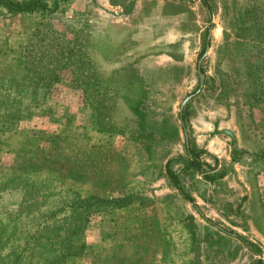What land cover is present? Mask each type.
Masks as SVG:
<instances>
[{
    "label": "rangeland",
    "instance_id": "1",
    "mask_svg": "<svg viewBox=\"0 0 264 264\" xmlns=\"http://www.w3.org/2000/svg\"><path fill=\"white\" fill-rule=\"evenodd\" d=\"M45 1L47 13L0 18V181L21 178L46 193L80 196L142 193L149 202L93 216L72 241L82 253L60 264H264V172L250 155L264 144V117L255 109L247 118L236 98L245 89L238 79L245 73L242 55L226 49L233 38L230 20L238 15L234 9L240 12L252 1L263 6L264 0H205L209 9L202 0ZM45 33L68 42L84 33L91 41L105 39L81 59L99 73L124 78L139 70L149 88L146 128L163 125L167 137L154 134L147 155L127 134L95 129L69 71L33 109L32 82L15 60L32 34ZM199 59L203 83L192 95ZM190 95L182 107V131L179 105ZM188 141L208 167L202 175L185 171L179 161L171 167L192 202L170 187L164 171L167 159L184 155ZM4 199L11 214L20 212L19 196ZM41 261L38 254L30 264Z\"/></svg>",
    "mask_w": 264,
    "mask_h": 264
},
{
    "label": "trees",
    "instance_id": "2",
    "mask_svg": "<svg viewBox=\"0 0 264 264\" xmlns=\"http://www.w3.org/2000/svg\"><path fill=\"white\" fill-rule=\"evenodd\" d=\"M202 3L208 8L205 0ZM47 11L49 8L45 0H0V18ZM234 12L238 15L230 20L233 38L231 43L226 44V49L229 47L238 56L242 55L240 65L245 71L238 78L239 83H244L245 89L236 98H240L242 106L246 108L247 118H252L255 109L264 117V5L252 1L244 10L239 12L235 8ZM107 30L109 36L110 26ZM49 34L45 33L46 36L39 38L32 34L27 46L19 49L15 60L23 74L32 82V108H38L45 91L57 84L63 73L69 71L83 94L94 128L110 134H127L149 155L151 142L155 140L154 134L162 138L167 136L163 125L158 126V130L151 128L148 131L146 128L143 108L148 106L149 88L140 82V71H134L133 76L127 78L114 72L99 73L92 62L81 57L86 55L83 51L92 45L98 49L100 43H105V39L101 42L97 39L91 41L84 33L75 34L68 42L63 35L50 37ZM116 49L117 47L115 51ZM111 50L113 46L110 43L106 49L108 56ZM233 73L239 75L238 68ZM218 81L223 86L224 79L218 78ZM228 86L229 78L226 77V89ZM206 89H210L209 85ZM24 117L25 115L19 116L18 120ZM11 118L12 116L8 117V123L13 121ZM179 121L184 131L185 109L180 113ZM170 132L176 134V131ZM182 147L183 156L178 155L165 161V178L185 201L192 202L183 191L179 176L172 170L171 163L179 161L185 171L201 175L202 167L208 165L200 158L202 152L193 142L183 143ZM250 155L256 169L264 172V144ZM203 179L212 181L214 178L203 175ZM8 195L21 198L23 207L19 208L20 212L17 214H11L6 208L7 199L4 198ZM148 203L147 197L142 193L106 197L80 196L70 191L46 193L35 182L7 178L0 181V222L4 225L0 228V264H30L38 254L42 259L40 264H60L64 257H76L82 253L83 248L72 245V241L86 229L93 216L128 207L140 208ZM164 205L172 215L169 204ZM244 244L249 247L252 245L247 241ZM13 248L15 250L12 252ZM257 264L261 262L257 261Z\"/></svg>",
    "mask_w": 264,
    "mask_h": 264
},
{
    "label": "water",
    "instance_id": "3",
    "mask_svg": "<svg viewBox=\"0 0 264 264\" xmlns=\"http://www.w3.org/2000/svg\"><path fill=\"white\" fill-rule=\"evenodd\" d=\"M206 49H207V46H206ZM203 55H204V54H203ZM199 63H200V59H199L198 62H197V74H198L199 84H198V88H197V90H196L192 95H195V94L198 93V91L200 90V88H201V86H202V83H203V74L200 73V70H199ZM192 95H190V96H186V97L181 101V103H180V105H179V113L181 112L184 103H185V102H186V101H187ZM186 143H187V142H186Z\"/></svg>",
    "mask_w": 264,
    "mask_h": 264
},
{
    "label": "bare ground",
    "instance_id": "4",
    "mask_svg": "<svg viewBox=\"0 0 264 264\" xmlns=\"http://www.w3.org/2000/svg\"><path fill=\"white\" fill-rule=\"evenodd\" d=\"M217 31V30H216Z\"/></svg>",
    "mask_w": 264,
    "mask_h": 264
}]
</instances>
